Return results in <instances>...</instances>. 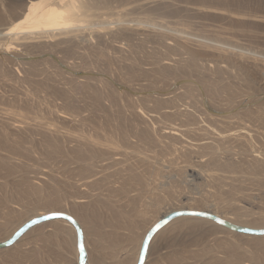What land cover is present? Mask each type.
Masks as SVG:
<instances>
[{
  "label": "rangeland",
  "instance_id": "obj_1",
  "mask_svg": "<svg viewBox=\"0 0 264 264\" xmlns=\"http://www.w3.org/2000/svg\"><path fill=\"white\" fill-rule=\"evenodd\" d=\"M82 1L99 15L92 19L103 28L99 38L88 30L67 50L32 45L12 59L0 50V108L45 120L51 130L45 136L43 128L0 123V242L40 211L74 209L86 264H134L149 228L171 209L195 207L200 211H191L220 213L247 228L264 227V186L208 176L222 174V167L215 168L222 164L248 174L250 154L235 143V153L220 155L217 165L203 157L140 154L148 151L145 135L160 138V128L179 124V116L164 115L172 103L179 111L189 103L199 124L224 114L254 126L259 132L248 142L252 150L263 149L264 75L238 55L264 59V0ZM19 2L0 6L2 29L19 12ZM176 30L182 31L179 40ZM175 80L191 81L193 102L183 88H169ZM66 131L137 154L111 158L99 143L97 149L68 141ZM259 153L257 163L264 165V149ZM183 167L202 176L182 175ZM191 221L165 226L150 240L143 264H264V240ZM53 223L38 224L1 249L0 264H77L73 227L56 238Z\"/></svg>",
  "mask_w": 264,
  "mask_h": 264
},
{
  "label": "bare ground",
  "instance_id": "obj_2",
  "mask_svg": "<svg viewBox=\"0 0 264 264\" xmlns=\"http://www.w3.org/2000/svg\"><path fill=\"white\" fill-rule=\"evenodd\" d=\"M19 1H20L19 2L20 3L19 12L17 14H15L11 19H9L8 23L3 24V26H5L3 29L0 27V43H1L0 44V50L3 53L10 54L11 55L10 59H12L13 57L14 58L20 57V54H18V52L20 53V51H19V50H21L20 48H24V47L26 48V47H30L32 45H36L39 48L49 46V47H54V49L55 48L58 49L60 47H63L64 50H67L70 46H72L74 44L76 39L84 40L86 37V32L88 30L98 38L102 34L103 28H99V25H95L92 23V19L98 18L99 15L97 13H90L89 9L86 8L87 2H85V1H82V0H19ZM0 6L1 7L4 6V0H0ZM148 19H149V17H148ZM117 22H118V20H117ZM145 22L148 23L147 20ZM149 22H150V20H149ZM160 23H163V22H160ZM153 24H151V25H153ZM155 25L157 27H164L162 24H159V23L157 25V22H156V24H154V26ZM93 26H96V27L93 28ZM126 27H128V26H126ZM176 32L175 33L177 35L175 33L173 35L176 36L175 38L179 40L180 36L178 35V33L182 34V31L180 33V31L176 30ZM21 52H22V50H21ZM25 52H24V55H25ZM33 55L37 56V54H33ZM40 57H41V55H40ZM238 57H239L238 58L239 62L242 64L248 65L249 63H251L253 61L255 63L254 67L256 69H260L261 75L262 76L264 75V66L260 67V65H259V64L264 65V59L263 58H261L260 56H254V55L252 57H248L247 55L245 56L244 54H240V55H238ZM253 57H255V58H253ZM27 58L28 57H26V60H27ZM35 61H33V62H35ZM27 62H30V61L27 60ZM32 67H35V66H32ZM87 76L88 75L84 74L83 78L88 79ZM13 83H15V82H13ZM169 88L171 90L183 88L184 92H181V94L183 96L187 97L189 99V101L193 102V96L191 95V93L189 91L191 88H193L191 81L190 82L189 81L180 82L178 80H175L173 83H171V85H169ZM138 95L140 96V94H138ZM161 96H163V94H161ZM145 97H150V94L145 96ZM188 104L189 103H187V105L185 106V109L183 108L184 110H182V111H179L177 106L174 105L173 103L171 104V106L169 108H166L167 110H165L164 115H166V116H170V115L179 116L180 117V118H178L179 124H177L176 126H166V127L160 128V130H159L161 133L160 138H154L150 134L145 135L144 142L148 148V151L144 152V153L140 152V154H170L172 156L173 155L174 156L180 155L181 158L184 160H187L189 158L203 157V158H205V160L208 163H214V165H217L218 158L220 157V155L230 157L231 154L235 153V151L233 153L234 148L233 149L231 148V144L235 143L238 147H240V149H241L240 152H246V153L250 154L252 163L249 167H247L245 169V170H250L248 172V174H245V172L243 170L235 169V167L231 164H222V165H218L215 167V168L222 167L223 168V170L221 171L222 174L210 173L208 176L223 177V178H226L227 182L239 181L242 183L256 184V185L261 184L262 186H264V165H259L257 163L256 155H255V154H263V153H259V152L264 149V144L262 145L263 149H260L259 151H257V150H252V148L248 142V138L250 137L251 133L257 134L259 132L257 130V128H254V126L248 127V126H245L244 124H241L239 122H235V123L231 122L230 119H232V118L225 116L224 114H219V115L217 114L218 118L216 116H215V118H212L211 116L208 115L206 117V118H208L207 119L208 121L205 122V124L204 123L199 124L196 121L195 115L192 113L193 111L192 112L190 111L191 110L190 108H192V106L188 105ZM225 106H227V105H225ZM1 107L2 108H0V123H4V122L7 123V121H8L10 123L12 122V124H14V125H15V123L21 124V125L22 124H25V125L28 124L31 127H34V128L37 127V130L39 128L45 129V134L48 132L47 134L49 135V132L51 130L48 128L49 125L47 124L48 125L47 126L44 123L45 120L42 122L40 119H38L35 116H34V118L29 119V118H27L28 116L27 117L25 116V113L21 114L20 111L12 110V108H10V107H9L10 110L8 109V107H7V109H3V106H1ZM4 108H6V107H4ZM45 111H46V109H45ZM46 113H47V111H46ZM43 114H44V111H43ZM48 114L51 115L52 112L50 111ZM210 115H212V114H210ZM261 116L262 115L258 114L259 119L261 118ZM29 117H31V116H29ZM204 117H205V115H204ZM206 118H204V119H206ZM60 119L63 122L69 123V125L70 124L72 125L74 123V120L72 118L60 117ZM212 119L215 121H220V122H222V124H224V125L226 124V126H229V127H226V128H223L220 126L215 127L212 124H210V122H209L210 120L212 121ZM14 125H13V127L16 129L18 126L15 127L16 125L15 126ZM45 125L47 127H44ZM263 125H264V119H263ZM43 132H44V130H43ZM66 132H65L64 137H66L68 139V141L69 140L70 141H85V142H88L94 146L100 144L99 141H98V143H99L98 144L95 142L97 140H95V141L93 140L95 138H92V137L90 138V136L87 138V136L84 135V132H83V135L85 137L82 135L81 136L80 135H74L72 132H71L72 134H68L69 131L66 134ZM47 134L45 136H47ZM54 135H57V134H54ZM50 136H52L51 133H50ZM60 139H62V138H60ZM166 140H167V142H166ZM170 140H173V141H170ZM70 143H72V142H70ZM88 143H85V144H88ZM96 147L98 149L99 146H96ZM102 147L100 144L99 150L103 149L104 151H106L107 155H110L109 157H111V158L113 156L114 157L120 156L122 154H124V155H126V154H137L135 152H126V150L125 151L118 150L116 147H114L110 143L108 145H105L104 148H102ZM234 147H236V146H234ZM93 151H95V149ZM170 164H171V162H170ZM181 170H182V173H181L182 175H183V173H185L186 175H189V176H195V177L202 176V172H200L199 170H195L192 167H183V169L181 168ZM79 201H80V203L84 202L83 200H79ZM178 209H188V210H178ZM178 209H171V210L166 211L163 215H161L159 217V219L156 221V223L158 221H160L162 218L166 217L167 215H169L173 212L191 211V210L200 211L199 209H197L195 207L194 208H192V207L191 208L181 207ZM51 210H60V209L52 207ZM61 213H65V214L72 216L74 219H76L78 221V224L80 223L79 217H78V215L74 209L73 210L69 209L68 211H61ZM48 214H50V213H44V212L40 211L38 214H36L34 216V218L37 219V218L46 216ZM207 214H211V215H213L217 218H220L226 222H229L231 224L244 227V225H242L240 222H238L236 220L234 221V219L229 217V216H225L223 214L216 213V212H211V213H207ZM180 218H186L188 220H192L191 224L193 226H200V227L203 226V224H205L206 222H210V223L213 222L211 220L201 218V217L181 216V217L174 218L169 223H167L165 226H167L168 224H170L174 220H179ZM29 221H30V219H29ZM52 221L57 222V223H53V225H51L52 226V233L51 234H52V236H54L56 238L62 237V235H65L67 233V230L70 231V230L74 229V228L72 229L73 226L65 220L53 219V220H50L47 222H52ZM212 224H214L218 228L226 229V228H224V227H222V226H220L214 222ZM165 226L160 228L154 234V236L152 238H154ZM20 227H21V225L18 226L16 228V230H18ZM32 228H34V227H32ZM151 228H149V229H151ZM244 228H247V226H245ZM80 229H81V227H80ZM248 229L256 230V231H262V230H264V227H258V228L249 227ZM16 230H14V231H16ZM29 230H27L24 234H22L11 246H9L5 249L12 247L23 236H25V234ZM235 234H238V233L235 232ZM239 235H241V234H239ZM11 236L12 235H10V237ZM241 236L253 237V238H258V240H264V235L243 234ZM10 237H8V239ZM82 237H83V234H82ZM144 238H145V236H144ZM6 241H1L0 244L4 243ZM83 245H84V238H83ZM5 249H2V250H5ZM85 252H86V250H85ZM138 255L139 254L137 253L136 260H138ZM135 263H136V261H135Z\"/></svg>",
  "mask_w": 264,
  "mask_h": 264
},
{
  "label": "water",
  "instance_id": "obj_3",
  "mask_svg": "<svg viewBox=\"0 0 264 264\" xmlns=\"http://www.w3.org/2000/svg\"><path fill=\"white\" fill-rule=\"evenodd\" d=\"M181 216H195V217L205 218V219L211 220L214 223L226 228L227 230H230V231H233L239 234L264 235V230L256 231V230H251V229L244 228L241 226H237L229 222H226L220 218H217L211 214H207L203 212H195V211L173 212L167 215L166 217L162 218L160 221H158L146 234L142 242L136 264H143L147 246L150 240L152 239V237L154 236V234L160 228H162L167 223H169L171 220L177 217H181ZM53 219L65 220L73 226L75 230V234H76V244H77L76 246H77V256H78L77 264H86V252H85L84 245H83V237H82V231L80 229V226L78 222L72 216L65 214V213L54 212L52 214H48L46 216L31 220L23 224L6 242L0 244V249H4V248L11 246L22 234H24L30 228L38 224L53 220Z\"/></svg>",
  "mask_w": 264,
  "mask_h": 264
}]
</instances>
